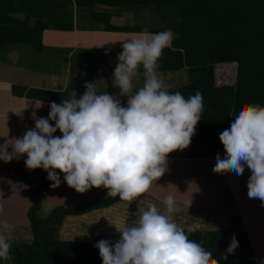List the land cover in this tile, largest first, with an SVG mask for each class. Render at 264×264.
<instances>
[{
  "label": "clouds",
  "instance_id": "1",
  "mask_svg": "<svg viewBox=\"0 0 264 264\" xmlns=\"http://www.w3.org/2000/svg\"><path fill=\"white\" fill-rule=\"evenodd\" d=\"M178 38L169 29L121 42L112 79L118 95L98 92L95 81L84 84L82 95L73 89L69 98L49 104L47 117L33 112V128L0 144V161L26 156L25 167L43 169L52 188L60 186L63 174V181L77 193L103 187L110 197L136 200L169 170V154L190 146L204 109L199 91L186 99L179 90L170 91L158 71L163 50ZM141 68L144 82L137 88ZM8 87L0 83V88ZM230 116V126L219 135L224 155L216 154L213 172L239 177L250 170L247 196L264 207V106L245 103ZM57 131L61 135H54ZM162 204V209L155 204L139 209L136 219L116 228L115 242L99 240L94 247L102 264H219L203 247V239L189 238L199 224L183 227L176 222L181 209L175 194ZM12 228L7 222L0 226L4 261L12 259L7 235ZM238 246L233 235L221 258L226 260Z\"/></svg>",
  "mask_w": 264,
  "mask_h": 264
},
{
  "label": "trees",
  "instance_id": "2",
  "mask_svg": "<svg viewBox=\"0 0 264 264\" xmlns=\"http://www.w3.org/2000/svg\"><path fill=\"white\" fill-rule=\"evenodd\" d=\"M74 5L84 9L105 5L121 10L176 7L181 11L180 32H174L179 38L163 50L158 71L167 84V73L186 69L189 83L170 87V91L179 90L186 99L197 91L203 96L204 109L190 145L221 143L219 135L230 126V114L234 115L245 103L264 106V0H0V49L22 44L42 52L45 31L75 30ZM109 29L123 31L113 25ZM72 91L13 88L15 96L43 103H60ZM76 92L78 96L83 94ZM182 156L169 154L168 157ZM36 171L40 185L34 188L26 170L16 169L20 184L33 199L27 213L33 240L15 246L12 264H102L94 247L97 241H63L58 233L67 217L83 216L123 201L118 196L106 195L81 205L57 206L45 219H39L42 199L50 191L51 181L44 170ZM144 197L145 193L136 199ZM233 235L239 246L234 254L222 259ZM189 238L196 242L203 239V247L219 264H258L238 216H231L230 227L197 230Z\"/></svg>",
  "mask_w": 264,
  "mask_h": 264
},
{
  "label": "crops",
  "instance_id": "3",
  "mask_svg": "<svg viewBox=\"0 0 264 264\" xmlns=\"http://www.w3.org/2000/svg\"><path fill=\"white\" fill-rule=\"evenodd\" d=\"M74 11L75 30L71 32L76 35L74 39L77 40L92 41L93 43L98 40L99 43H102V38L109 37L110 40H119L121 43V41L138 38L142 34L165 31L163 29V24L165 25L166 20L163 19L159 8L155 6L143 8L134 7L121 10L117 7L105 5H97L94 9L77 8V6L74 5ZM124 17L125 19H122ZM108 20H111L113 26L119 27L121 28L120 30L123 31H107L110 30ZM125 21L128 23L122 26V22ZM126 30L136 32H126ZM48 31L49 30L44 32L43 44ZM119 37H121V39H119ZM116 46L119 48L122 47L121 44L118 43ZM72 51L71 49L69 53L71 54ZM113 56L117 57V53H113ZM99 63H103V57L99 58ZM113 72L114 71H111L109 74L113 75ZM174 74L175 77L173 78L172 88H178L189 83L188 71L186 69L172 73L171 75ZM166 77L167 76H165V78ZM7 84L9 85L7 89L0 88V144H3L7 139L12 137H21L27 128H33L35 126V122L32 119L33 112L36 113L37 117H47L50 110V103H43L38 100H30L15 96L13 87L10 83ZM142 84H136V87L139 88ZM60 90L69 89L67 87L66 89ZM110 94L115 93L110 92ZM52 123L54 126V122ZM54 135L58 136L61 135V133L57 131ZM203 149H208L210 151L203 152L202 155H200L201 160L184 157H168V173L171 171L168 188L162 186V189L156 190L160 185L153 181L150 189L145 192L144 198L136 199L131 202L123 201L125 203L119 202L109 208L91 212L92 215H96L108 210L107 214L110 213V216L113 211L117 213V216H109L102 219L104 225L96 229L97 233L102 235L105 240L115 242L116 239L111 237V235L117 230L116 228H120L126 222H131L136 219L135 214L139 209H145L149 204L162 203L167 195L173 193L175 194L178 205L189 206L190 208V210L186 212V218L182 217L180 221H183V218H185V220L187 222L189 221L191 224L207 226V228L202 230L211 231L230 227L231 216L240 217L250 239L257 262L260 259H264V207H261L259 199H249L247 196V179L250 175V170L246 168L244 174L239 177L233 172H225L223 174L214 173L213 168L216 162V154L219 152L222 156L224 155L223 145L217 142L207 143L203 146ZM10 150L11 149H9V151ZM26 158L27 157L24 156L19 160L13 159L9 163L10 170L12 171V176L9 179L4 178L2 180L3 174L0 172V207L3 208V212L0 213V226L5 222L13 225V228L7 233L8 236L24 234L26 236L28 233L27 231H31L27 224L22 223L23 227H19L17 225L19 224V220L15 222L9 221L10 216L16 213L17 206L24 208V212L27 211L26 213H28L29 207L31 206L32 200L29 201L25 198V194L20 188L22 185L16 175L17 168L25 167L24 160ZM177 168L179 169L178 180L176 179ZM189 169L197 171L194 173H187L186 171L183 173L182 171ZM183 175L185 176L183 177ZM60 177L63 179V174H60ZM51 190L52 187L47 195H49ZM100 192L107 193V189L103 187L92 188L86 193L81 194L77 193L72 188L66 187L57 197L56 203L50 206L55 207L63 204L68 206L83 203L95 197ZM71 199H76V201H72ZM145 200L147 202H144ZM158 207L162 209V205ZM130 211L132 212L127 213ZM90 215L91 214H86L78 217L86 218ZM125 215H129L127 216L128 219H126ZM69 218L72 219L71 217ZM180 221L178 220V224L182 226L183 224ZM29 239H32V237ZM15 242L16 241H13L12 243Z\"/></svg>",
  "mask_w": 264,
  "mask_h": 264
},
{
  "label": "rangeland",
  "instance_id": "4",
  "mask_svg": "<svg viewBox=\"0 0 264 264\" xmlns=\"http://www.w3.org/2000/svg\"><path fill=\"white\" fill-rule=\"evenodd\" d=\"M67 8H70V6H68ZM159 10L161 15L163 16V19L166 20L165 25L163 24V29H170L176 34L179 33L181 11L176 7L159 8ZM122 19H125V17ZM111 23V20H108V25H112ZM127 23V21L122 22V26ZM74 36L76 35L72 32H59L55 30H49L47 35L45 36L44 48L42 52H36L32 47L22 44H14L7 49H0V82L10 83V85L17 91H23L27 88L60 90L66 89L68 87L69 90L74 89L75 91H81L83 93L85 91L84 84L86 82L95 81L98 91L103 92L106 90L109 94L110 92L118 94L119 89L114 88L112 86L113 75H110L109 72L111 73V71H114L115 66L117 64V57L113 56V53L118 54L122 51V47L119 48L116 46L117 43L121 44L120 41L110 40L109 37H104L102 38L103 41L102 43L100 42V44L98 40L93 43L92 41L74 39L76 38ZM119 39H121V37H119ZM71 49L73 51L70 54L69 52L71 51ZM105 53L108 54L106 55ZM101 57H103V63L100 64L99 58ZM172 73L173 72L167 73V77L165 78L167 79V84L171 87L173 85V78L175 77V74L171 75ZM141 82H144L142 68L140 69V73L135 81V84H142ZM12 96L15 97L14 95ZM121 100L122 102H125L126 98H121ZM209 151L210 150L208 149H203V146L201 147L196 145H190L187 149H184L182 151L178 150L170 154L183 155L182 157L189 158L187 156H199L202 155L203 152ZM189 159L201 160L200 157H192ZM9 163H4L0 161V172L3 174L2 180L4 178L9 179L12 176V171L10 170ZM20 168H24L26 170L28 179L30 180L33 187H39L40 178L37 174V171L28 170L25 167ZM182 171L183 173H185V171L187 173H194L197 170L189 169ZM16 175L18 176L17 172ZM169 175L171 176V171L169 173L167 171L158 181H154L155 183H158L160 185L156 188V190L162 189L163 187L168 188ZM184 176L185 175H183V177ZM176 179H179L178 168L176 172ZM66 187L68 186L63 181V179H61V184L59 187L52 188L49 195H44L42 199V208L41 211L38 213L39 219H45L49 215V213L55 207H57H51L50 205L56 203L57 197L62 193V190ZM20 188L21 190H23L25 198H27V200L29 201L32 200V205L33 199H31V196L28 194V192L24 189L23 186H20ZM49 189H51V187ZM106 195L107 193L100 192L95 197L89 200L101 198ZM71 200L76 201V199ZM89 200L83 203L73 205H81L88 202ZM144 202L147 201L145 200ZM155 205L157 207L162 205L163 208L162 203H155ZM63 206H65V204H63ZM20 207L21 206L16 207V213L10 216L9 221L15 222L19 220V224H17L19 227H23L22 223L27 224V226L30 227L26 213L27 211L24 212V208ZM179 207L181 211L175 217L177 223L178 220L180 221V218H186V212L190 210L189 206L179 205ZM107 212L108 210H105L103 213L96 215L88 213L87 215H91L86 218H66L62 225V228L58 233V238L63 241L85 242H90L92 240L99 241L101 239H104L102 235L97 233L96 229L104 225L102 219L110 216V213L107 214ZM131 212L132 211L127 213ZM114 216H117V213L113 211L110 217ZM127 216L129 215H125L126 219H128ZM185 218H183V221H180L183 224L182 226L187 227L189 225H192L191 223H189V221L187 222ZM205 228H207V226L200 225L199 229L202 230ZM27 232L28 233L26 234V236L25 234L8 236V239L11 243L13 241H16L15 243H12L10 254H13L15 246L17 247L21 243H28L33 240V236H31L32 232L30 230H28ZM30 237H32V239H29ZM111 237H114L116 240L119 239V233L117 232V230L113 232ZM0 263L12 264V259L5 262L4 260L0 259Z\"/></svg>",
  "mask_w": 264,
  "mask_h": 264
},
{
  "label": "water",
  "instance_id": "5",
  "mask_svg": "<svg viewBox=\"0 0 264 264\" xmlns=\"http://www.w3.org/2000/svg\"><path fill=\"white\" fill-rule=\"evenodd\" d=\"M44 246V244L41 242V246H40V248H42Z\"/></svg>",
  "mask_w": 264,
  "mask_h": 264
}]
</instances>
